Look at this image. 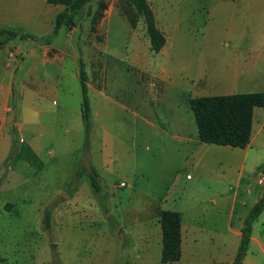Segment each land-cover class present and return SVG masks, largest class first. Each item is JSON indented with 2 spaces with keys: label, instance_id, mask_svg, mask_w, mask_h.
Here are the masks:
<instances>
[{
  "label": "rangeland",
  "instance_id": "1",
  "mask_svg": "<svg viewBox=\"0 0 264 264\" xmlns=\"http://www.w3.org/2000/svg\"><path fill=\"white\" fill-rule=\"evenodd\" d=\"M4 1L7 7L24 3ZM103 1L104 7L101 0L84 5L74 26H64L54 38L56 43L72 38L74 50L62 44L68 46L65 59L32 77L29 85L22 84V71L15 73L10 105L31 124L15 132L11 152L0 164V181L12 179L9 166L17 172L16 181L28 179L16 194L4 197L16 203L0 207V264H162L155 201L178 183L156 162L160 153L153 139L132 148L124 136L132 116L122 105L139 106L160 126L175 103L182 110L184 97L216 94L207 78L217 63V15L213 8L209 18V0H147L166 37L154 53L142 19L128 1ZM33 7L56 11L46 0H34ZM20 43L24 52L33 41ZM74 53L87 74L88 142L81 121L67 114V109L79 110L81 100ZM89 160L97 163L95 188L86 173H76L88 170ZM27 162L31 166L25 170ZM187 173L193 174L181 171L180 184L190 181ZM20 190L27 191L24 201Z\"/></svg>",
  "mask_w": 264,
  "mask_h": 264
},
{
  "label": "crops",
  "instance_id": "2",
  "mask_svg": "<svg viewBox=\"0 0 264 264\" xmlns=\"http://www.w3.org/2000/svg\"><path fill=\"white\" fill-rule=\"evenodd\" d=\"M5 4L8 2L0 0V26L38 38L51 34L56 15L64 8L53 5L56 11L51 13V7H33L34 0H24L19 7H7ZM208 7L209 18L212 17L211 10L215 8L218 27V36L213 38L218 44L216 68L209 74L212 75L210 79L209 76L207 78L211 81L208 86L217 91L211 96L264 92V0H209ZM19 27L28 32L17 30ZM63 27L49 42L17 37L5 41L0 49V164L11 152L15 132L21 133L25 126L31 124V121L23 119L18 108L10 105L15 73L22 71V84L29 85L32 77L44 73L49 65L56 64L61 57L65 59L68 46L62 44L69 43L70 48H75L71 45V37H63L62 41L55 42L54 38ZM22 40L33 41L25 46L24 52L18 48ZM77 57L74 53L79 79ZM206 83L204 80L203 84ZM191 97L202 96L184 97V106H180L182 110L175 103L173 111L168 109L166 123L160 126L147 117L144 109L139 110V106L130 108L122 105L132 116L130 128L126 129L124 136L131 141L133 149L137 144L153 139L160 153L156 162L163 171L172 172L173 180L178 183L167 189L155 201L154 207L157 221L159 210L180 213L181 257L175 263L231 264L238 251L244 219L264 193V183H259L257 178L262 170L259 167L264 163V107L253 108L251 136L245 147L206 144L199 140L194 115L189 111ZM67 114L71 119L75 117L76 122L80 120L83 127L81 100L79 110L67 109ZM166 127L170 128L169 132L165 130ZM26 145L37 155V149L29 140ZM80 146V142L75 144L71 151ZM28 163L25 170L31 166ZM96 165V160H89L86 171L93 166L98 174ZM216 165L219 166L218 172H214ZM183 170L193 174L187 173L186 178L190 181L180 184ZM9 173L12 179L5 183L0 181L1 208L16 203L4 197L10 193L16 194L14 190L23 186L26 183L23 181L28 179V176L24 179L21 176L16 181L17 172L12 166L8 168ZM19 193L20 201H24L23 195L27 191L24 193L20 190ZM259 260H264V209L252 224L250 242L242 264H258Z\"/></svg>",
  "mask_w": 264,
  "mask_h": 264
},
{
  "label": "trees",
  "instance_id": "3",
  "mask_svg": "<svg viewBox=\"0 0 264 264\" xmlns=\"http://www.w3.org/2000/svg\"><path fill=\"white\" fill-rule=\"evenodd\" d=\"M92 0H46L50 5H62L64 8L57 13L51 34L38 38L31 34H19L11 29L0 26V49L3 43L14 38L41 39L49 42L63 26L71 29L74 26L76 13ZM142 19V23L149 41L150 50L159 52L166 43L164 33L157 27L154 13L147 0H127ZM100 6L104 7L103 0ZM79 80L81 87V112L86 141L88 142L91 129V107L87 93V74L84 64L79 58ZM190 109L194 115L198 138L206 144H216L231 147H245L251 136L253 108L264 107V92L235 93L215 96L189 98ZM264 169V163L259 167ZM90 179L91 185L96 187V169L91 166L90 171H83ZM264 209V193L250 208L241 228V240L238 251L231 264H242L252 233V224ZM50 213L47 211L45 220L48 223ZM158 221L161 228V257L162 263H175L181 257V216L177 211L159 210Z\"/></svg>",
  "mask_w": 264,
  "mask_h": 264
},
{
  "label": "built area",
  "instance_id": "4",
  "mask_svg": "<svg viewBox=\"0 0 264 264\" xmlns=\"http://www.w3.org/2000/svg\"><path fill=\"white\" fill-rule=\"evenodd\" d=\"M258 182L259 183H264V169H262L261 171H259V173H258ZM120 185H125V183H121Z\"/></svg>",
  "mask_w": 264,
  "mask_h": 264
}]
</instances>
